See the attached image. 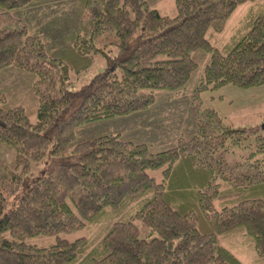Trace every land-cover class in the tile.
Instances as JSON below:
<instances>
[{
    "label": "trees",
    "instance_id": "16d2710c",
    "mask_svg": "<svg viewBox=\"0 0 264 264\" xmlns=\"http://www.w3.org/2000/svg\"><path fill=\"white\" fill-rule=\"evenodd\" d=\"M37 2L0 0V75H34L37 103L31 122L0 91V146L13 154L0 178V264H243L219 241L239 230L264 260V126L204 122L196 111L194 131L168 149L120 134L76 142L83 126L150 110L153 91L181 92L198 69L195 52L207 59L192 106L225 85L263 86L264 0H174V16L147 0H79L73 48L108 67L76 92L68 66L13 15ZM247 2L229 40L212 43ZM224 194L236 196L217 204ZM105 225L94 244L67 238ZM37 237L53 243L29 242Z\"/></svg>",
    "mask_w": 264,
    "mask_h": 264
},
{
    "label": "rangeland",
    "instance_id": "374dc122",
    "mask_svg": "<svg viewBox=\"0 0 264 264\" xmlns=\"http://www.w3.org/2000/svg\"><path fill=\"white\" fill-rule=\"evenodd\" d=\"M33 6L13 11L15 17L25 20L32 32L46 40L50 54L60 58L69 69L70 85L68 89L76 92L87 85L91 79L105 72L107 60L101 54L78 56L73 48V36L77 32L80 14L79 0H37ZM174 0H167L160 8L161 15L174 16ZM247 2L239 6L228 20L221 34L212 38L218 45L229 40L233 29L246 13ZM114 37L107 39L109 45L105 51L110 57L116 55V47L112 44ZM101 48L102 44H97ZM193 60L198 69L193 73L186 87L179 93L169 91H153L155 105L146 112L135 113L83 126L78 129L76 142L106 134H120L123 139L134 142L150 143L155 150L168 149L176 144L179 136H188L194 131V114H198L204 122L208 120L232 124L235 128L254 129L264 126V85L249 89L225 85L216 90H209L200 95L199 105L192 106L190 93L200 71L207 59L202 52H195ZM36 78L32 74L8 69L0 75V91L7 97L9 106L21 105L25 108L31 122H35L37 103L32 94V85ZM210 116V118H209ZM12 151L5 145L0 146V178L4 167L12 165ZM236 195H222L216 203L231 200ZM140 237L145 238L148 229L136 222ZM107 225L91 227L79 233L67 236L74 240L81 236L95 243ZM219 241L231 251L243 264H264V260L255 257L250 241L242 231H234L219 237ZM32 244L46 246L53 243L52 238L37 237L29 241Z\"/></svg>",
    "mask_w": 264,
    "mask_h": 264
},
{
    "label": "crops",
    "instance_id": "0c3cea01",
    "mask_svg": "<svg viewBox=\"0 0 264 264\" xmlns=\"http://www.w3.org/2000/svg\"><path fill=\"white\" fill-rule=\"evenodd\" d=\"M149 2V5L156 9L159 10V8L167 1V0H147Z\"/></svg>",
    "mask_w": 264,
    "mask_h": 264
}]
</instances>
